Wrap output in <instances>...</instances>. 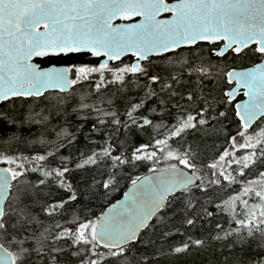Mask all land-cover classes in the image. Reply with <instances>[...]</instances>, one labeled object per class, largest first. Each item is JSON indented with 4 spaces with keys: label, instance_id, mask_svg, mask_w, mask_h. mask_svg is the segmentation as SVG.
<instances>
[{
    "label": "snow or ice",
    "instance_id": "snow-or-ice-1",
    "mask_svg": "<svg viewBox=\"0 0 264 264\" xmlns=\"http://www.w3.org/2000/svg\"><path fill=\"white\" fill-rule=\"evenodd\" d=\"M4 103L0 264H264V0H0Z\"/></svg>",
    "mask_w": 264,
    "mask_h": 264
},
{
    "label": "trees",
    "instance_id": "trees-1",
    "mask_svg": "<svg viewBox=\"0 0 264 264\" xmlns=\"http://www.w3.org/2000/svg\"><path fill=\"white\" fill-rule=\"evenodd\" d=\"M125 62H129V59L126 58ZM42 67L49 66V65H66L67 67H73V66H80L82 64H96L98 61L96 60H91L89 59L86 55H69L66 57H57V58H48L42 62H39ZM252 65L250 63H245L243 65H237V69H243L245 67H251ZM232 65L226 66L225 70H230ZM95 81H93L94 83ZM220 88H222L224 91H226L229 88V85L226 82V79H222L220 83ZM78 91H87L88 90V83L85 82L83 85V88H78ZM58 93L56 92H49L48 95H56ZM21 101H17L16 103V108L21 109ZM32 103V101H30ZM47 102H41V101H35L36 104V111L39 112L41 109L44 107V105ZM28 105H24V108H27ZM11 108V105L8 103H4L2 106H0V115H2L5 111L9 110ZM9 127H11L9 125ZM5 128V123H0V129ZM38 131V126L37 125H32L31 126V133H35ZM29 128L25 126L22 130V135L24 136H29L30 134ZM11 135V132L8 133ZM208 144H211V141L207 142ZM40 145L39 143L36 144H26V143H21L18 145H12L13 150H19L17 151V154L19 152H24V154H35V150L39 149ZM84 150L85 149V142L83 141V138H81V142L79 144L74 145L71 149H62V152L65 156L68 155L69 151L72 152L73 156H76L78 154L77 150ZM8 147L6 145L0 144V152L7 151ZM3 166V165H1ZM74 168V165H73ZM146 169H140L137 171L136 174L138 175H143ZM92 175L91 172L88 173H81V172H76L72 182L76 183L77 181L81 179H87L90 178ZM35 179V176L32 177ZM99 178V177H97ZM129 182L127 180H124L121 182V189L120 191L116 192L113 194V196L109 197L108 200H105L103 198H97L91 202V211L94 212L96 215H100L102 210H105L108 206H110V203H114L117 199H119L123 192L127 189L125 185H127ZM74 208L79 209L80 205L74 204ZM225 227L227 228V224H225ZM201 233L199 232V229H197L196 233L194 234L195 237H199ZM185 237H180L177 236L175 237L174 240H170L169 243H175L178 244L180 243ZM210 256L208 252L204 250H197L193 248L190 252L186 254H180L179 256L175 258H170L171 264H210ZM217 259H220L217 257Z\"/></svg>",
    "mask_w": 264,
    "mask_h": 264
},
{
    "label": "water",
    "instance_id": "water-1",
    "mask_svg": "<svg viewBox=\"0 0 264 264\" xmlns=\"http://www.w3.org/2000/svg\"><path fill=\"white\" fill-rule=\"evenodd\" d=\"M69 55H87L88 56V58L89 59H92V60H98V61H100L102 58H96V57H92L91 55H88V54H78V53H71V54H67V55H65V54H60V55H49V56H35V57H33V60H32V62L34 63V64H37L40 68H42V69H50V68H65V67H67L66 65H49V66H45V67H42L41 65H40V63L39 62H42V61H44V60H46V59H48V58H57V57H60V56H62V57H66V56H69ZM237 70H243V69H237ZM227 82V81H226ZM235 87V85L233 84V86H232V88H234ZM231 88V89H232ZM230 89V90H231ZM230 90H227V91H230ZM49 92H55V91H52V90H50ZM244 99H246V97H244ZM0 167H2L1 165H0ZM125 191H128V188L125 190ZM124 191V192H125ZM119 199H123V194H122V196L119 198ZM116 202V201H115ZM114 202V203H115ZM109 207V206H108ZM107 207V208H108Z\"/></svg>",
    "mask_w": 264,
    "mask_h": 264
},
{
    "label": "flooded vegetation",
    "instance_id": "flooded-vegetation-1",
    "mask_svg": "<svg viewBox=\"0 0 264 264\" xmlns=\"http://www.w3.org/2000/svg\"><path fill=\"white\" fill-rule=\"evenodd\" d=\"M232 86H233V85H229V88H228L227 90H230V89L232 88ZM227 90H226V91H227ZM240 99H244V97H242V96H237V98H236V102H239Z\"/></svg>",
    "mask_w": 264,
    "mask_h": 264
}]
</instances>
